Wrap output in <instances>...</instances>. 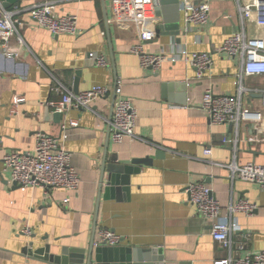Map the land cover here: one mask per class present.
I'll use <instances>...</instances> for the list:
<instances>
[{
    "label": "crops",
    "instance_id": "obj_1",
    "mask_svg": "<svg viewBox=\"0 0 264 264\" xmlns=\"http://www.w3.org/2000/svg\"><path fill=\"white\" fill-rule=\"evenodd\" d=\"M45 1L10 5L8 10L22 11L20 32L25 46L15 40L8 47L0 44V264H49L22 251L30 243L35 249L50 245L53 254L64 247L89 248L93 240L95 246L101 242V230L122 236L119 246L155 251L163 258L160 264H215L229 254L214 241L209 221L190 201L188 188L196 183L212 190L224 216L240 199L255 204L251 216L234 215L238 227L233 239L244 245L235 257L264 251V189L247 181L232 182L227 169L213 164L232 159L234 149L224 146L223 140L233 138L236 130L232 124H212L202 108L206 89L236 94L240 62L219 49L229 36L242 31L238 3L212 0L208 24L189 31L180 12V30L171 31L150 2L138 7L117 0H57L56 15H76L80 32L56 36L37 27L27 11ZM173 15L170 7L168 17ZM155 17L161 21L153 26ZM245 31L249 37H264V29L253 22ZM137 44L150 54L169 55L174 45L190 53H209L213 65L202 80L182 61L166 62L158 71L143 69L131 52ZM92 53L103 56L108 65L94 64ZM78 73L79 93L95 86L107 87L109 93L89 111L68 110L61 124H56L51 107L61 99L56 84L74 92ZM117 80L122 96L137 111V138H125L119 144L113 141L109 126L118 99ZM243 84L248 119L239 128L238 162L264 165V76L247 77ZM16 97L25 102L12 114ZM40 133L55 137L72 155L80 176L77 191H45L12 182L4 156L32 151ZM253 138L260 141L251 143ZM207 148L212 149L211 156L204 154ZM113 158L148 162L134 165L139 171L130 176L128 192L116 189L105 199L102 170Z\"/></svg>",
    "mask_w": 264,
    "mask_h": 264
},
{
    "label": "built area",
    "instance_id": "obj_2",
    "mask_svg": "<svg viewBox=\"0 0 264 264\" xmlns=\"http://www.w3.org/2000/svg\"><path fill=\"white\" fill-rule=\"evenodd\" d=\"M143 6L150 2L154 8L160 6L162 0H117ZM180 12L183 16L186 30L201 28L208 24L212 0H178ZM238 3L242 31L229 36L219 49L231 58H237L240 69L237 74V90L234 95L217 94L212 88L206 89L202 108L207 113L212 124H232L236 130L233 138L223 140V145L234 149L232 159L228 163L213 162L214 165L227 169L230 180H242L259 185L264 189V165L255 163L239 164L238 145L239 128L248 119V111L244 110L243 98L246 91L244 80L247 77L264 76V37H249L245 31L248 23L264 29V0H235ZM57 0H48L27 9L36 26L48 30L51 34L77 35L78 17L76 15L57 16ZM20 10H8L0 1V44L8 47L12 40L22 47L25 46L20 32ZM161 21L155 17L151 21L155 26ZM131 52L139 57L143 69L158 71L164 63L175 64L182 61L196 70V79L202 80L211 70L213 58L209 53H190L182 47L173 46L171 54H150L144 50L142 44L133 46ZM90 60L97 66H107L103 56L92 53ZM55 90L60 92L61 99L51 103L56 113H65L70 109L91 110L92 104L108 95L109 89L103 86H95L90 90L78 94L67 89L58 82ZM116 95L111 119L109 120L110 132L115 143H121L125 138H137L135 126L137 111L131 101L122 96L121 83L116 82ZM25 99L16 97L12 114L18 113V107ZM262 106L264 108V91L262 92ZM260 120L261 117L258 116ZM77 124H73L76 126ZM259 138H253L251 143L259 142ZM206 156L212 155V149L204 151ZM72 155L60 147L55 137L46 133H40L36 138V145L32 151H15L7 153L3 158L6 170H9L12 182L20 187H38L45 191L54 188L75 192L80 186V176L72 165ZM190 201L197 213L211 225V236L214 241L228 252L224 260L215 264H264V251L257 254H248L243 258H236L235 251L244 249L243 244H237L233 239V233L237 230L234 215L243 213L251 216L256 210V205L247 199H240L227 208L228 216L223 215V208L214 196L212 190L205 184H191L188 188ZM69 199L65 200L68 203ZM26 233L30 234L29 231ZM101 242L96 246H119L124 238L114 231L101 230Z\"/></svg>",
    "mask_w": 264,
    "mask_h": 264
},
{
    "label": "water",
    "instance_id": "obj_3",
    "mask_svg": "<svg viewBox=\"0 0 264 264\" xmlns=\"http://www.w3.org/2000/svg\"><path fill=\"white\" fill-rule=\"evenodd\" d=\"M0 1L6 8H9L10 5L19 7L21 0ZM170 7H172L174 12L173 17L171 18L168 17ZM157 11L162 14L163 21L168 30H180V5L178 0H162L160 6L157 7ZM160 32V29H158L157 33L160 34ZM79 76L80 74L78 73V77L75 79L74 92L76 94L79 93ZM63 116H65V113H55L53 121L56 124H61ZM146 162H148L147 159L133 160L130 163L119 162L117 159L113 158L109 164H104L101 183L102 186L104 185V182L106 183L104 198H108V195L116 191V189L118 192H128L130 187V176L139 171V167L135 166ZM14 185L20 187L16 184ZM22 253L29 257L48 262L49 264H160L163 262V258L159 257L155 251L140 252L126 246L110 247L105 244L95 246L94 240L91 242L89 248L64 247L59 254H53L50 245L35 249L34 243H30Z\"/></svg>",
    "mask_w": 264,
    "mask_h": 264
}]
</instances>
